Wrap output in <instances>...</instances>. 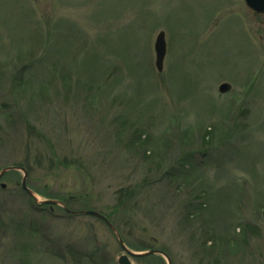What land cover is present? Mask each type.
Segmentation results:
<instances>
[{
  "label": "rangeland",
  "instance_id": "374dc122",
  "mask_svg": "<svg viewBox=\"0 0 264 264\" xmlns=\"http://www.w3.org/2000/svg\"><path fill=\"white\" fill-rule=\"evenodd\" d=\"M20 165L40 200L108 215L132 252L264 264V14L243 0H0V170ZM22 178L0 180V264H117L103 221L37 206Z\"/></svg>",
  "mask_w": 264,
  "mask_h": 264
},
{
  "label": "water",
  "instance_id": "95a60500",
  "mask_svg": "<svg viewBox=\"0 0 264 264\" xmlns=\"http://www.w3.org/2000/svg\"><path fill=\"white\" fill-rule=\"evenodd\" d=\"M246 4L254 11H256L257 13H264V0H245ZM154 51H155V66L157 68V70L160 72L163 69V62H164V58H165V54H166V42H165V34L164 32H160L155 40V44H154ZM231 86L227 83L221 84L219 86V92L220 93H227L230 90ZM9 171H20L23 173V178L20 182V186L23 189V191L25 193H27L34 201V203L37 206H44V205H50L52 206H60L63 208V210L70 215H78V214H82V215H88V216H92L95 217L101 221H103L106 226L112 231V233L116 236L120 246L122 247L124 254H122L121 256H119L118 260H117V264H133L131 261V257L132 258H142L145 256H150V255H160L162 256L166 261L167 264H172V260L170 258V256L161 250H157V249H151V250H147V251H142V252H132L130 251L120 233L118 232V230L115 228V226L102 214H100L99 212L93 211V210H86V211H72L70 210L66 204L62 201L59 200H54V199H46V200H40L38 195L32 191L28 185H27V176L28 173L26 171L25 168L23 167H18V166H9V167H5L3 169L0 170V180L3 177V175ZM1 188L5 189L6 185L1 183L0 184Z\"/></svg>",
  "mask_w": 264,
  "mask_h": 264
},
{
  "label": "trees",
  "instance_id": "16d2710c",
  "mask_svg": "<svg viewBox=\"0 0 264 264\" xmlns=\"http://www.w3.org/2000/svg\"><path fill=\"white\" fill-rule=\"evenodd\" d=\"M21 167H23V165H20ZM27 171H28V169L26 168V167H24ZM66 202V201H65ZM108 216V215H107ZM106 216V217H107ZM109 220H110V218H109V216L107 217ZM111 221V220H110ZM112 222V221H111ZM113 223V222H112ZM114 224V223H113ZM115 226V225H114ZM116 227V226H115ZM116 229L118 230V228L116 227ZM121 234V233H120Z\"/></svg>",
  "mask_w": 264,
  "mask_h": 264
}]
</instances>
